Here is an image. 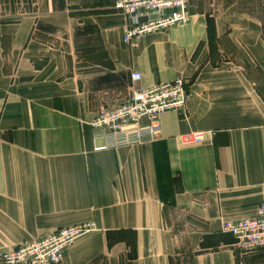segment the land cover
<instances>
[{"label":"crops","instance_id":"crops-1","mask_svg":"<svg viewBox=\"0 0 264 264\" xmlns=\"http://www.w3.org/2000/svg\"><path fill=\"white\" fill-rule=\"evenodd\" d=\"M115 1L0 8V256L93 223L61 264H264L225 231L264 204V0H192L189 23L135 50ZM132 73L139 88L184 80L186 109L155 139L95 151L91 123Z\"/></svg>","mask_w":264,"mask_h":264},{"label":"built area","instance_id":"built-area-1","mask_svg":"<svg viewBox=\"0 0 264 264\" xmlns=\"http://www.w3.org/2000/svg\"><path fill=\"white\" fill-rule=\"evenodd\" d=\"M192 0H116L111 10L126 19L124 43L132 50L138 49L145 36L183 26L190 21L189 7ZM133 86L126 99L109 110L102 111L92 121L97 130L95 151L140 145L155 139L160 133V116L166 112H183L189 97L184 80L139 88V73L131 74ZM185 144L203 140L202 134L190 133L183 137ZM95 230V224L85 223L61 228L4 252V264H61L66 251L81 237ZM225 231L232 234L236 247L242 253L264 250V204L256 212L235 223Z\"/></svg>","mask_w":264,"mask_h":264},{"label":"rangeland","instance_id":"rangeland-1","mask_svg":"<svg viewBox=\"0 0 264 264\" xmlns=\"http://www.w3.org/2000/svg\"><path fill=\"white\" fill-rule=\"evenodd\" d=\"M18 2L19 0H0L1 15L3 19H15L20 16L21 12H19V5H17ZM29 4H30V0H29ZM14 8H17L18 13H15ZM21 11L23 10L21 9ZM126 93L128 94V92L123 90L110 91L107 97L109 100H113L114 101L113 103L117 101L118 103H120L119 100L124 99V97L127 95ZM129 238L133 239L131 237Z\"/></svg>","mask_w":264,"mask_h":264},{"label":"trees","instance_id":"trees-1","mask_svg":"<svg viewBox=\"0 0 264 264\" xmlns=\"http://www.w3.org/2000/svg\"><path fill=\"white\" fill-rule=\"evenodd\" d=\"M120 234H121V233H119L118 236H123V234H121V235H120ZM128 234H130V233L128 232ZM131 234H132V233H131ZM132 235H133V234H132ZM132 235H131V236H132ZM111 236H112V233L109 234V237H111ZM131 236H129V237H131ZM131 238H132V237H131ZM134 240H135V237H133V239H131V241H129V242H130V245H132L133 247H134ZM132 249H133V248H132Z\"/></svg>","mask_w":264,"mask_h":264}]
</instances>
